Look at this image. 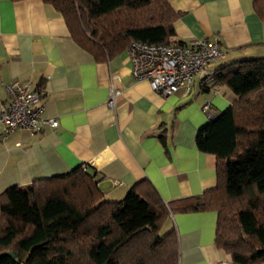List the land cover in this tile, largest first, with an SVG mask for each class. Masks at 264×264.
Listing matches in <instances>:
<instances>
[{
  "label": "crops",
  "instance_id": "1",
  "mask_svg": "<svg viewBox=\"0 0 264 264\" xmlns=\"http://www.w3.org/2000/svg\"><path fill=\"white\" fill-rule=\"evenodd\" d=\"M180 15L173 23L184 42H219L224 56L213 70L264 56V20L253 0H169ZM126 51L96 61L70 35L63 17L41 0H0V101L3 84L28 83L40 91L42 115L56 127L4 134L0 126V193L82 165L97 172L105 198L121 201L137 182L149 181L164 202L195 196L216 186L215 158L195 145L207 122L202 106L216 114L236 96L221 85L170 96L131 74ZM110 85L121 89L114 107ZM214 211L172 213L166 222L178 234V264H231L215 242Z\"/></svg>",
  "mask_w": 264,
  "mask_h": 264
},
{
  "label": "trees",
  "instance_id": "2",
  "mask_svg": "<svg viewBox=\"0 0 264 264\" xmlns=\"http://www.w3.org/2000/svg\"><path fill=\"white\" fill-rule=\"evenodd\" d=\"M41 1L99 62L132 41L184 42L175 36L180 12L169 0ZM252 9L264 20V0H253ZM214 85L236 96L195 135L197 149L215 158L214 188L166 203L142 180L115 201L81 164L9 186L0 193V264H178L175 227L160 229L172 213L200 211L216 213L214 242L233 264H264V56L222 65L203 88Z\"/></svg>",
  "mask_w": 264,
  "mask_h": 264
},
{
  "label": "built area",
  "instance_id": "3",
  "mask_svg": "<svg viewBox=\"0 0 264 264\" xmlns=\"http://www.w3.org/2000/svg\"><path fill=\"white\" fill-rule=\"evenodd\" d=\"M126 52L132 76L146 80L153 91L163 96L173 95L178 90L188 95L196 80L202 87L211 85L215 70L207 65L224 56L219 42L204 39L171 44L132 41ZM3 86L7 94V98L0 101V126L4 134L21 128L36 133L58 125L56 118L42 115L38 89L19 81H10ZM120 94V88L110 85L107 105L114 107ZM202 111L207 118L213 115L210 101L202 106Z\"/></svg>",
  "mask_w": 264,
  "mask_h": 264
},
{
  "label": "rangeland",
  "instance_id": "4",
  "mask_svg": "<svg viewBox=\"0 0 264 264\" xmlns=\"http://www.w3.org/2000/svg\"><path fill=\"white\" fill-rule=\"evenodd\" d=\"M261 55H264V54H261ZM170 229V226L168 225L167 222L164 223L163 227L160 229V235H163L165 232H167L168 230ZM231 264H233L231 262Z\"/></svg>",
  "mask_w": 264,
  "mask_h": 264
}]
</instances>
